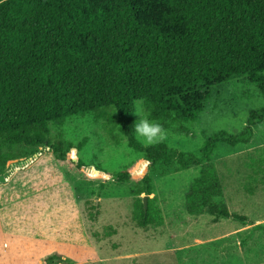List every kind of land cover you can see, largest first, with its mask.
Here are the masks:
<instances>
[{"label": "trees", "instance_id": "trees-1", "mask_svg": "<svg viewBox=\"0 0 264 264\" xmlns=\"http://www.w3.org/2000/svg\"><path fill=\"white\" fill-rule=\"evenodd\" d=\"M238 78L264 95V0H0V147L32 154L49 148L63 163L72 146L52 144L50 125L93 115L115 144L126 141L152 167H201L186 195L191 216L208 213L245 225V217L216 201L223 192L211 157L221 145H248L264 122V107L250 113L240 133L206 137L196 153L163 142L142 145L133 118L139 102L165 131L198 123L211 88ZM19 158L2 152L0 166ZM130 174L114 179L128 182ZM133 195L138 227L161 226L149 174ZM60 260L54 255L46 262Z\"/></svg>", "mask_w": 264, "mask_h": 264}, {"label": "rangeland", "instance_id": "rangeland-1", "mask_svg": "<svg viewBox=\"0 0 264 264\" xmlns=\"http://www.w3.org/2000/svg\"><path fill=\"white\" fill-rule=\"evenodd\" d=\"M263 107L256 85L234 79L211 88L198 123L166 131L162 142L196 153L206 137L240 133L250 113ZM138 113L148 118L136 102L135 124ZM253 130L250 144L221 145L211 157L223 192L216 201L245 217L247 226L216 221L208 213L191 216L186 195L201 167H152L126 141L115 144L93 115L50 125L52 144L72 146L63 163L49 148L32 154L23 147H0V153L20 157L0 166L5 178L0 183V264H47L54 255L61 258L56 264H264V232L254 230L264 226V122ZM114 135L121 137L117 130ZM79 163L83 168H77ZM142 164L144 171L138 173ZM90 170L107 180L91 179ZM121 172H130L131 180L116 181ZM146 174L152 178L149 198L156 200L163 221L144 229L134 219L133 193Z\"/></svg>", "mask_w": 264, "mask_h": 264}, {"label": "clouds", "instance_id": "clouds-1", "mask_svg": "<svg viewBox=\"0 0 264 264\" xmlns=\"http://www.w3.org/2000/svg\"><path fill=\"white\" fill-rule=\"evenodd\" d=\"M139 116L138 123L134 125V132L137 138L143 140L148 146L158 144L166 138V131L159 122L140 114Z\"/></svg>", "mask_w": 264, "mask_h": 264}, {"label": "water", "instance_id": "water-1", "mask_svg": "<svg viewBox=\"0 0 264 264\" xmlns=\"http://www.w3.org/2000/svg\"><path fill=\"white\" fill-rule=\"evenodd\" d=\"M140 168H141V166H140ZM84 170H86V168ZM0 183L1 184H4L5 183V178L3 176H0ZM142 201H143L144 207L146 209L147 208L148 197L147 196H143L142 197Z\"/></svg>", "mask_w": 264, "mask_h": 264}, {"label": "crops", "instance_id": "crops-1", "mask_svg": "<svg viewBox=\"0 0 264 264\" xmlns=\"http://www.w3.org/2000/svg\"><path fill=\"white\" fill-rule=\"evenodd\" d=\"M250 144V143H249ZM236 222V221H235ZM241 224V223H240ZM243 225V224H242ZM248 225V221H246V224H245V226H247ZM257 226H259V225H257ZM261 226V225H260ZM263 226V225H262ZM256 227V226H255ZM264 227V226H263Z\"/></svg>", "mask_w": 264, "mask_h": 264}]
</instances>
